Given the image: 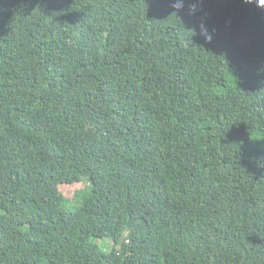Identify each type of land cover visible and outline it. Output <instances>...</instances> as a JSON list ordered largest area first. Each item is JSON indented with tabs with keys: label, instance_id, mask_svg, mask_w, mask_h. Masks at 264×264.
Wrapping results in <instances>:
<instances>
[{
	"label": "trees",
	"instance_id": "trees-1",
	"mask_svg": "<svg viewBox=\"0 0 264 264\" xmlns=\"http://www.w3.org/2000/svg\"><path fill=\"white\" fill-rule=\"evenodd\" d=\"M175 3L0 0V264H264V8Z\"/></svg>",
	"mask_w": 264,
	"mask_h": 264
},
{
	"label": "rangeland",
	"instance_id": "rangeland-1",
	"mask_svg": "<svg viewBox=\"0 0 264 264\" xmlns=\"http://www.w3.org/2000/svg\"><path fill=\"white\" fill-rule=\"evenodd\" d=\"M86 185H87L86 181L79 182L75 185H62V191L64 192L65 195L72 198L75 197L77 190L83 189ZM69 206L73 207L74 205H72V203H69ZM98 242L103 246H107V242L103 241L102 239L98 240ZM108 244L112 245V242L109 241Z\"/></svg>",
	"mask_w": 264,
	"mask_h": 264
},
{
	"label": "clouds",
	"instance_id": "clouds-1",
	"mask_svg": "<svg viewBox=\"0 0 264 264\" xmlns=\"http://www.w3.org/2000/svg\"><path fill=\"white\" fill-rule=\"evenodd\" d=\"M245 2H253V0H245ZM254 2L256 3L257 7L264 8V0H254ZM174 7L177 8V9L182 8L183 7V0H176V3L174 4ZM193 10H195V5H193ZM204 35H205V38L209 42H211L212 37H211V35H209L207 33L206 30H204Z\"/></svg>",
	"mask_w": 264,
	"mask_h": 264
}]
</instances>
